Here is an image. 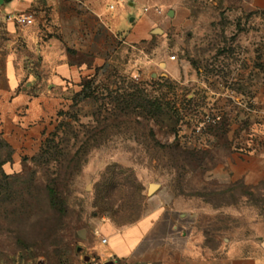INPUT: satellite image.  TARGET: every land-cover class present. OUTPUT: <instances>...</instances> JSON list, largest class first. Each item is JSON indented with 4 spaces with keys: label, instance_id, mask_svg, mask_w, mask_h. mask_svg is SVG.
Wrapping results in <instances>:
<instances>
[{
    "label": "rangeland",
    "instance_id": "obj_1",
    "mask_svg": "<svg viewBox=\"0 0 264 264\" xmlns=\"http://www.w3.org/2000/svg\"><path fill=\"white\" fill-rule=\"evenodd\" d=\"M125 4L156 14L155 30L169 11L186 10L188 29L175 39L158 31L82 79L41 147L0 169V264H74V255L87 264L86 235L129 227L162 205L181 209L175 217L203 231L211 249L264 218V183L215 174L230 139H263L255 97L264 86V11L247 0ZM159 37L155 57H176L175 79L163 59L147 65ZM210 106L222 120L194 141ZM151 184L159 188L148 195Z\"/></svg>",
    "mask_w": 264,
    "mask_h": 264
},
{
    "label": "crops",
    "instance_id": "obj_2",
    "mask_svg": "<svg viewBox=\"0 0 264 264\" xmlns=\"http://www.w3.org/2000/svg\"><path fill=\"white\" fill-rule=\"evenodd\" d=\"M111 2L3 0L0 5V169L3 172L41 147L71 95L80 90L82 79L105 68L129 47L137 48L134 46L138 43L149 41L158 31L168 30L175 39L189 26L188 13L183 9L169 11V20H161L166 26L155 30L159 20L156 14H143L141 10L132 13L131 4L127 6L125 0L109 10ZM247 4L252 10L264 11V0H247ZM17 14L33 16V23L23 26L8 19ZM163 39L159 37L161 46L151 51L147 65L154 66L163 59L158 63H163V71L175 79L176 57H155L162 50ZM255 101L264 117V86ZM252 131L256 133V129ZM228 145L231 150H226L216 166V176L222 181H241L246 186L264 183V135L263 139H248L241 133L230 139ZM177 211L181 209L162 205L129 227L95 228L81 243L83 261L87 264H264V218L249 221L247 230L231 232L230 238L222 239L224 245L211 249L202 245L203 231L196 230L183 215L176 218ZM220 233L216 237H223ZM72 261L79 264L78 256L74 255Z\"/></svg>",
    "mask_w": 264,
    "mask_h": 264
},
{
    "label": "built area",
    "instance_id": "obj_3",
    "mask_svg": "<svg viewBox=\"0 0 264 264\" xmlns=\"http://www.w3.org/2000/svg\"><path fill=\"white\" fill-rule=\"evenodd\" d=\"M124 0H112L111 4L108 5L109 10H113L115 5L123 3ZM8 19H13L16 23L26 26L31 25L33 23V16L28 14H17L8 16ZM174 57H171L173 60ZM219 110L214 109L212 106L209 107L208 110L205 111L204 115L202 116V121L199 123L198 127H195L191 132V137L194 141L202 142L204 139V129L213 127L218 125L222 120L221 112ZM247 111H250L247 109ZM105 242V239L102 240ZM97 264V263H93ZM138 264H148V263H138Z\"/></svg>",
    "mask_w": 264,
    "mask_h": 264
},
{
    "label": "water",
    "instance_id": "obj_4",
    "mask_svg": "<svg viewBox=\"0 0 264 264\" xmlns=\"http://www.w3.org/2000/svg\"><path fill=\"white\" fill-rule=\"evenodd\" d=\"M2 3H3V0H0V5H1ZM158 188H159V186L156 185V184H151V185H149L148 188H147V194H148V195L153 194ZM106 264H112V263L109 262V263H106Z\"/></svg>",
    "mask_w": 264,
    "mask_h": 264
}]
</instances>
